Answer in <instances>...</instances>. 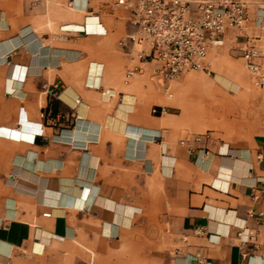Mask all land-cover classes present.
I'll use <instances>...</instances> for the list:
<instances>
[{"label": "crops", "instance_id": "1", "mask_svg": "<svg viewBox=\"0 0 264 264\" xmlns=\"http://www.w3.org/2000/svg\"><path fill=\"white\" fill-rule=\"evenodd\" d=\"M101 1L0 0V264H264V130L195 136L187 122L181 137L182 118L213 124L197 101L213 91L187 78L174 98L194 111L167 113L158 87L176 77L118 47L134 27ZM243 1L247 35L228 31L207 73L211 55L264 47V0ZM233 68L218 74L247 91Z\"/></svg>", "mask_w": 264, "mask_h": 264}, {"label": "built area", "instance_id": "2", "mask_svg": "<svg viewBox=\"0 0 264 264\" xmlns=\"http://www.w3.org/2000/svg\"><path fill=\"white\" fill-rule=\"evenodd\" d=\"M124 9L132 33L118 40V47L140 62L155 65L161 79L171 80L187 71L210 72L208 54L223 44L228 31L245 37L249 6L243 0H115ZM96 22L101 25L97 16ZM264 6L255 13L254 26L262 28ZM81 34H103L104 31L81 29ZM264 47L243 48L245 67L257 87L264 86ZM143 65H131L126 77L140 72ZM159 109L153 108V112ZM259 218L264 219V212ZM242 232L238 233L239 238ZM248 238L242 239L245 242ZM264 247V240L262 242Z\"/></svg>", "mask_w": 264, "mask_h": 264}, {"label": "rangeland", "instance_id": "3", "mask_svg": "<svg viewBox=\"0 0 264 264\" xmlns=\"http://www.w3.org/2000/svg\"><path fill=\"white\" fill-rule=\"evenodd\" d=\"M106 1L107 0H102L100 5H97L96 7L104 8L107 3ZM94 3L97 4V1ZM106 17L108 24L112 25L113 18L109 16ZM211 57V73L203 71H187L181 73L178 77H176L169 83L168 91L163 90V85H160L158 87V91L165 101L159 102V104L166 107L167 113L180 115V117H182V111L183 114H188L189 112L194 111V107L193 102L188 101L187 99L184 106L175 100L174 95L177 85L182 82L179 86H183L185 85L186 79L191 78L192 84L188 86L187 89L189 87L195 89V84L197 83L203 85L204 89L209 93L213 91V96L209 97V99L205 96H201V99L197 97V101H199L200 105H202L203 107H214L213 109H209L210 107L208 108V111L211 112L210 116L213 124L211 126H208L207 122L200 123L194 122L192 119L182 118V122L185 127L183 128L181 137H187V122L193 124V128L191 130L188 129V131H191L190 133L194 134L195 136L205 135L208 133H211L212 136H216L218 135L217 133H219L221 136V132H224V136L225 134H228V132L226 131H229L231 133V129L229 128V123L231 121H234V123L238 122L241 130L240 133L244 132L248 134H254V132L264 130V89H261L260 87H257L253 84V81L245 67L244 60H242V63L238 64L236 62L230 61L225 57L220 56L218 57V59L214 58L217 57L216 55H211ZM234 65L239 69V72L246 77V82H240L239 80L238 81L242 83V86L244 88H247V91L242 92V89H240V85H238V83L235 81L233 82V80L229 77L221 74L218 75V73H226V70H228L226 66H232L227 71V75L235 73L237 69L233 68ZM189 74L191 75L187 76ZM184 77L185 79H183ZM195 80L196 82H194ZM222 80L226 81L228 85L223 84L221 82ZM228 89L234 91H238L240 89V91L236 94L235 92ZM170 93H172V96L168 97V94ZM250 122H254L255 125L249 128L247 125Z\"/></svg>", "mask_w": 264, "mask_h": 264}, {"label": "bare ground", "instance_id": "4", "mask_svg": "<svg viewBox=\"0 0 264 264\" xmlns=\"http://www.w3.org/2000/svg\"><path fill=\"white\" fill-rule=\"evenodd\" d=\"M62 28L63 29H67V30H71V31H79V30H81L82 28L83 29H85L84 28V25H79V24H73V23H71V24H66V25H63L62 26ZM28 39V38H27ZM32 39V38H31ZM34 39V38H33ZM28 42V41H27ZM39 48V47H38ZM40 50V49H39ZM40 53V52H39ZM219 75V74H218ZM223 84H225V85H228V83H226V81H221ZM234 82V81H233ZM230 84V83H229ZM239 85V84H238ZM107 96V93L104 95V97H106ZM224 149H222V151H223Z\"/></svg>", "mask_w": 264, "mask_h": 264}]
</instances>
